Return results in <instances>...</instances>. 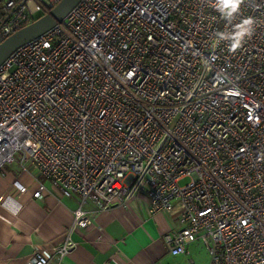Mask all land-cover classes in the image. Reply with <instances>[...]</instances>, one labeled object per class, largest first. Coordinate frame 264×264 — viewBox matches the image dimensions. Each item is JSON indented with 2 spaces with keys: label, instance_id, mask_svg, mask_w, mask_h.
<instances>
[{
  "label": "built area",
  "instance_id": "1",
  "mask_svg": "<svg viewBox=\"0 0 264 264\" xmlns=\"http://www.w3.org/2000/svg\"><path fill=\"white\" fill-rule=\"evenodd\" d=\"M58 1L0 0V41ZM16 161L78 196L31 264L74 246L88 201L136 196L170 215V254L264 264V0H79L0 64V173Z\"/></svg>",
  "mask_w": 264,
  "mask_h": 264
},
{
  "label": "crops",
  "instance_id": "2",
  "mask_svg": "<svg viewBox=\"0 0 264 264\" xmlns=\"http://www.w3.org/2000/svg\"><path fill=\"white\" fill-rule=\"evenodd\" d=\"M15 181L26 191L20 192ZM39 183L46 191L40 198L33 197ZM0 196V264H31L35 246L60 243L78 200L76 194L63 196L54 183L37 174L30 161L5 167L0 173ZM84 208L91 223L71 231L74 246L51 264H159L170 254L163 235L172 229L173 221L167 213L151 215L144 197L106 209L88 201Z\"/></svg>",
  "mask_w": 264,
  "mask_h": 264
},
{
  "label": "water",
  "instance_id": "3",
  "mask_svg": "<svg viewBox=\"0 0 264 264\" xmlns=\"http://www.w3.org/2000/svg\"><path fill=\"white\" fill-rule=\"evenodd\" d=\"M79 0H59L50 10L18 28L0 41V64L17 47L35 38L61 21Z\"/></svg>",
  "mask_w": 264,
  "mask_h": 264
},
{
  "label": "rangeland",
  "instance_id": "4",
  "mask_svg": "<svg viewBox=\"0 0 264 264\" xmlns=\"http://www.w3.org/2000/svg\"><path fill=\"white\" fill-rule=\"evenodd\" d=\"M188 180L189 178H183L179 183L184 184ZM209 262L210 256L206 247L200 240H195L193 245L188 246L187 254L180 257L171 256L170 254L165 255L159 264H209Z\"/></svg>",
  "mask_w": 264,
  "mask_h": 264
},
{
  "label": "clouds",
  "instance_id": "5",
  "mask_svg": "<svg viewBox=\"0 0 264 264\" xmlns=\"http://www.w3.org/2000/svg\"><path fill=\"white\" fill-rule=\"evenodd\" d=\"M231 2H232V0H230V2H228V3H231ZM245 23H246V24H250L251 21H250V20H249V21H245ZM243 35H244L243 32H241V33L239 34V36L237 37V42H239V40L242 39Z\"/></svg>",
  "mask_w": 264,
  "mask_h": 264
},
{
  "label": "trees",
  "instance_id": "6",
  "mask_svg": "<svg viewBox=\"0 0 264 264\" xmlns=\"http://www.w3.org/2000/svg\"><path fill=\"white\" fill-rule=\"evenodd\" d=\"M40 16V13H38V14H36L35 16H33L34 18H37V17H39ZM33 18V19H34Z\"/></svg>",
  "mask_w": 264,
  "mask_h": 264
},
{
  "label": "snow or ice",
  "instance_id": "7",
  "mask_svg": "<svg viewBox=\"0 0 264 264\" xmlns=\"http://www.w3.org/2000/svg\"><path fill=\"white\" fill-rule=\"evenodd\" d=\"M226 2H230V0H226Z\"/></svg>",
  "mask_w": 264,
  "mask_h": 264
}]
</instances>
